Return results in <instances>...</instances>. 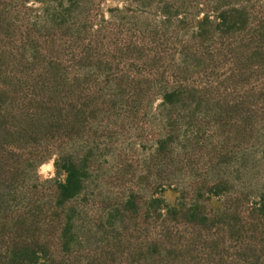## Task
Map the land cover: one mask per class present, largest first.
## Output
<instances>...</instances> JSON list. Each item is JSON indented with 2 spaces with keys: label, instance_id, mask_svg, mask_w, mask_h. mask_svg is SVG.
<instances>
[{
  "label": "rangeland",
  "instance_id": "obj_1",
  "mask_svg": "<svg viewBox=\"0 0 264 264\" xmlns=\"http://www.w3.org/2000/svg\"><path fill=\"white\" fill-rule=\"evenodd\" d=\"M0 264H264V0H0Z\"/></svg>",
  "mask_w": 264,
  "mask_h": 264
}]
</instances>
